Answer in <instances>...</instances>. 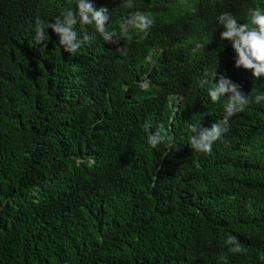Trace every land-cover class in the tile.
<instances>
[{
    "label": "trees",
    "instance_id": "trees-1",
    "mask_svg": "<svg viewBox=\"0 0 264 264\" xmlns=\"http://www.w3.org/2000/svg\"><path fill=\"white\" fill-rule=\"evenodd\" d=\"M92 3L119 40L78 24L72 55L50 28L31 39L70 0H0V264H264V76L234 66L216 22L264 0ZM136 11L146 33L120 32ZM214 72L250 102L197 152L187 124L223 115L197 84ZM157 126L170 145L146 142Z\"/></svg>",
    "mask_w": 264,
    "mask_h": 264
},
{
    "label": "clouds",
    "instance_id": "clouds-1",
    "mask_svg": "<svg viewBox=\"0 0 264 264\" xmlns=\"http://www.w3.org/2000/svg\"><path fill=\"white\" fill-rule=\"evenodd\" d=\"M246 15L248 23H238L237 18L230 12H221L216 17V22L222 26L220 38L226 39L234 50V66L250 69L253 77L264 76V10L256 7H249ZM109 11L101 6L94 7L92 0H70L69 6L51 19V22L35 18L32 25V42L39 44L48 39L47 29H51L57 36L58 43L63 50L74 55L80 48L82 42L90 38L87 34L79 35L76 25H91L100 34L105 42L117 43L119 34L116 30H109ZM152 18L142 12L136 11L126 18H122L119 24L120 32H126L133 28L140 33H146L152 24ZM117 52L123 54L118 45ZM207 77L198 78L197 84L205 87L210 101H219L222 107V118L203 126L201 120L206 113H200L199 118L189 122L187 129L190 132L189 146L197 152H209L215 141L222 139L227 131L229 118L240 111L250 100L247 95L239 91V85L220 76L215 83ZM227 93V95H226ZM264 101V93H257L252 97V102ZM173 137L163 126H157L147 136L146 142L152 147L158 144L172 143ZM235 238L229 235L226 243L232 245L231 251H239L238 244L234 243Z\"/></svg>",
    "mask_w": 264,
    "mask_h": 264
}]
</instances>
